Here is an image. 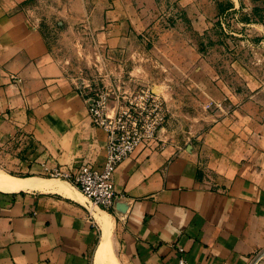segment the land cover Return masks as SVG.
Masks as SVG:
<instances>
[{"label":"crops","instance_id":"crops-1","mask_svg":"<svg viewBox=\"0 0 264 264\" xmlns=\"http://www.w3.org/2000/svg\"><path fill=\"white\" fill-rule=\"evenodd\" d=\"M144 4L0 0V168L42 177L45 165L77 170L105 160L107 132L94 125L83 75L68 63L69 36L94 39L115 84L159 82L176 101L183 80L195 100L226 101L195 113L186 141L140 144L116 170L113 209L93 205L66 179L68 186L0 188V264H264V63L225 60L238 71L218 75L219 62L199 54L180 13H137ZM142 33L159 60L139 61ZM153 66L159 78L135 76ZM184 68L192 70L184 76ZM104 227L111 250L102 261Z\"/></svg>","mask_w":264,"mask_h":264},{"label":"rangeland","instance_id":"rangeland-1","mask_svg":"<svg viewBox=\"0 0 264 264\" xmlns=\"http://www.w3.org/2000/svg\"><path fill=\"white\" fill-rule=\"evenodd\" d=\"M143 1H145L144 5H137V13L152 11L160 13V18L162 15H166V17H171L172 19H174V13H180L185 35L191 29H194L195 44L200 48L199 54L208 55L210 59L219 62V64H216V68L213 69L218 75L225 72L231 71L230 73H234L238 71V69L231 70L225 66L223 64L225 60H257L264 63V4H259L258 0H199V3L194 5L188 0H183L180 5L175 4L176 0ZM192 12L196 16L198 15L194 20L190 16ZM203 14L211 15L210 20L200 18ZM167 22L172 23L173 21L168 20ZM60 37L62 38V36ZM69 38H72V40L69 39L70 41L63 44V39H61V42L64 45V50L67 51L69 56H67L69 59L68 63L72 65L74 73L83 75L87 81L97 86H114L121 91L148 85L153 87L155 92L166 101L168 108L167 120L164 126L160 128L155 140L164 136L169 139L186 141L195 136V113L198 114L202 109L214 112V110L222 108L225 104L224 102H226L220 100H195V97H191L188 92L192 88L183 80L177 86L184 96L176 101L166 98L162 93V87L159 82L158 85L151 81L115 84L112 80L114 81L117 77L114 76V79L111 77L115 73L114 70L105 64L104 66H99L102 55L98 50H95L94 39L92 37L75 36H69ZM151 42L152 39L150 41L143 33L139 35L138 43L144 50L138 58L141 63H149L151 59L159 60L160 58L151 50ZM105 57L109 60L112 59L110 53H106ZM191 70V68H184L183 75L189 74ZM258 70L261 74H264V68H258ZM124 72H127V69ZM150 73L155 78H159L163 74V70L156 66L138 68L135 76L144 75L147 77V74ZM170 107L173 109V113ZM0 171L20 177L33 175H21L4 168H0ZM42 177L52 178L50 176ZM55 179L59 180V178Z\"/></svg>","mask_w":264,"mask_h":264},{"label":"built area","instance_id":"built-area-1","mask_svg":"<svg viewBox=\"0 0 264 264\" xmlns=\"http://www.w3.org/2000/svg\"><path fill=\"white\" fill-rule=\"evenodd\" d=\"M80 82L79 89L87 100L94 125L107 132L105 160L101 166L84 163L77 170L63 164L45 165L43 172L75 184L93 205L113 209L121 196L115 187L118 166L140 144L155 140L166 123L168 108L148 85L121 91L114 86H97L83 76ZM184 263L182 259L181 264Z\"/></svg>","mask_w":264,"mask_h":264},{"label":"bare ground","instance_id":"bare-ground-1","mask_svg":"<svg viewBox=\"0 0 264 264\" xmlns=\"http://www.w3.org/2000/svg\"><path fill=\"white\" fill-rule=\"evenodd\" d=\"M61 183L64 186L70 185L65 180H58V179H46L42 177H36V176H26V177H20V176H15L6 172H1L0 171V188L9 190V191H19V190H24V189H33L36 187H55ZM57 188V187H56ZM48 189V188H47ZM54 189V188H52ZM72 194V193H71ZM105 213L104 215H107V212H102ZM105 223V222H104ZM108 224V223H106ZM109 225V224H108ZM105 226V225H104ZM107 227V226H105ZM104 227V229H105ZM108 228V227H107ZM104 231V237L102 239V243L100 245L99 251H98V256L99 258L103 261L104 258H106L109 254L110 249V231L108 233L107 229ZM111 264V263H110Z\"/></svg>","mask_w":264,"mask_h":264}]
</instances>
